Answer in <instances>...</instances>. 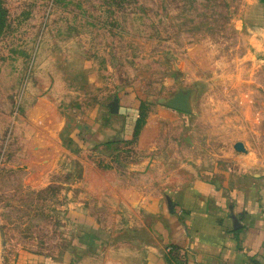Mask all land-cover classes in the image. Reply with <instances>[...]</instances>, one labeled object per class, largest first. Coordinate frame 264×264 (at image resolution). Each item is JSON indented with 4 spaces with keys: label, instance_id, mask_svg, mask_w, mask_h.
I'll use <instances>...</instances> for the list:
<instances>
[{
    "label": "rangeland",
    "instance_id": "374dc122",
    "mask_svg": "<svg viewBox=\"0 0 264 264\" xmlns=\"http://www.w3.org/2000/svg\"><path fill=\"white\" fill-rule=\"evenodd\" d=\"M0 1V261L65 264L137 198L264 175V0Z\"/></svg>",
    "mask_w": 264,
    "mask_h": 264
},
{
    "label": "crops",
    "instance_id": "0c3cea01",
    "mask_svg": "<svg viewBox=\"0 0 264 264\" xmlns=\"http://www.w3.org/2000/svg\"><path fill=\"white\" fill-rule=\"evenodd\" d=\"M259 24L251 42L264 53ZM133 204L139 213L127 229L82 232L75 246L80 256L65 264H264V175L226 173L216 182L194 177ZM173 245L183 262L168 260ZM4 260L0 264H29Z\"/></svg>",
    "mask_w": 264,
    "mask_h": 264
},
{
    "label": "trees",
    "instance_id": "16d2710c",
    "mask_svg": "<svg viewBox=\"0 0 264 264\" xmlns=\"http://www.w3.org/2000/svg\"><path fill=\"white\" fill-rule=\"evenodd\" d=\"M5 21H6V8L3 7V5L1 4V1H0V32L4 26ZM134 125H136V120H135ZM184 258L185 257L183 256V254L179 255V247L174 246V245L170 246V250L168 253V260L174 261V260L179 259V262H183Z\"/></svg>",
    "mask_w": 264,
    "mask_h": 264
},
{
    "label": "water",
    "instance_id": "95a60500",
    "mask_svg": "<svg viewBox=\"0 0 264 264\" xmlns=\"http://www.w3.org/2000/svg\"><path fill=\"white\" fill-rule=\"evenodd\" d=\"M116 111V109H114ZM233 147L235 150L237 151H246L245 147H244V144L241 142V141H236L234 144H233Z\"/></svg>",
    "mask_w": 264,
    "mask_h": 264
}]
</instances>
